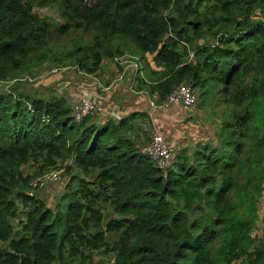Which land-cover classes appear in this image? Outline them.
<instances>
[{
    "label": "trees",
    "instance_id": "16d2710c",
    "mask_svg": "<svg viewBox=\"0 0 264 264\" xmlns=\"http://www.w3.org/2000/svg\"><path fill=\"white\" fill-rule=\"evenodd\" d=\"M51 5L63 24L35 11ZM125 57L158 106L192 86L215 139L162 170L140 152L148 113L78 122L60 89L24 91L45 65ZM3 85L0 264H264V0H0ZM60 169L52 207L32 182Z\"/></svg>",
    "mask_w": 264,
    "mask_h": 264
},
{
    "label": "crops",
    "instance_id": "0c3cea01",
    "mask_svg": "<svg viewBox=\"0 0 264 264\" xmlns=\"http://www.w3.org/2000/svg\"><path fill=\"white\" fill-rule=\"evenodd\" d=\"M125 63L126 61L124 63L121 61L118 64L116 62L105 61L101 72L95 77L86 75L78 71V69H76L77 71H70V68H67L52 79H55L57 86L61 85L59 88L60 94L69 100L71 106L81 97L86 96L91 101L101 105V107H112L114 110L119 111L123 117L137 112H144L150 115L154 124L155 119H158L169 127L171 120H181L179 111H183V109L180 105L172 106L166 110L151 108L150 102L153 100L150 96L146 92H138L135 89V80L138 74L137 63L133 61L131 66H126ZM150 63L154 67L153 57ZM127 68H130V70L127 71ZM51 82L53 81L51 80ZM171 115H175V118H172ZM98 118L101 123H104L108 119L106 116ZM158 133L163 136L165 135V132ZM167 140L169 141V139ZM169 142L176 146L174 142ZM260 219V224L263 225L259 224V230L256 232L258 236L262 235L264 229V203L263 208L262 204L260 205ZM259 232L261 233L259 234Z\"/></svg>",
    "mask_w": 264,
    "mask_h": 264
},
{
    "label": "rangeland",
    "instance_id": "374dc122",
    "mask_svg": "<svg viewBox=\"0 0 264 264\" xmlns=\"http://www.w3.org/2000/svg\"><path fill=\"white\" fill-rule=\"evenodd\" d=\"M35 11L41 16L56 24H63L64 20L61 18L59 10L56 6H46L43 8H37ZM64 43H70L69 38L62 39ZM126 66H131L132 62L135 61L130 57L126 58ZM118 64V63H117ZM56 69L51 65H45L42 67L41 72L38 75L30 76L32 82H27L26 88L24 91L29 92V94H38V95H48L51 92V89H59L55 79L53 77L58 76L64 70L55 73ZM77 71L76 68H70V71ZM130 68H127L129 71ZM56 75V76H55ZM29 77V78H30ZM51 80L53 82H51ZM8 85L0 86V90L3 91ZM198 96V95H197ZM164 111V110H161ZM174 114V113H172ZM181 120L170 122V127L167 126L164 122L155 119V124L153 123L152 137L154 134L161 132L164 133L165 137L172 141L176 145V149L180 152L186 147H192L198 142H209L213 141L216 136V123L212 122V118L209 117V112L200 108V100L196 110L192 113H186L184 110L179 111ZM172 118H175V115H171ZM156 125V126H155ZM158 128V129H157ZM164 131V132H163ZM63 168V167H62ZM62 170V169H60ZM33 169L31 165L24 167L25 174H33ZM71 177L62 172L59 176V179L56 182H53L49 186H45L43 190L36 191L42 200H44L48 205L54 207L58 198V195L63 191L66 184L70 181ZM263 198H262V208H263ZM263 225V224H260ZM261 232H259L260 234Z\"/></svg>",
    "mask_w": 264,
    "mask_h": 264
},
{
    "label": "built area",
    "instance_id": "2783aa9c",
    "mask_svg": "<svg viewBox=\"0 0 264 264\" xmlns=\"http://www.w3.org/2000/svg\"><path fill=\"white\" fill-rule=\"evenodd\" d=\"M127 57L116 60L117 63L126 60ZM149 60L151 56L148 55ZM61 70L56 69L54 72L58 73ZM30 82L33 80L30 79ZM109 90V89H108ZM198 104V97L192 86L181 85L179 86L168 98L167 102L158 106L154 101L150 102L152 109H169L172 106L180 105L186 113H192L196 110ZM112 107H101L98 103L91 101L88 97L83 96L72 105L73 117L76 121L80 122L89 117L106 116L107 120L112 119L115 122H120L125 117L114 110ZM140 152L153 160L155 165L166 170L172 166L179 151L171 142L167 140L160 133L153 135L149 144L140 148ZM64 169L48 173L33 180L32 185L34 188L43 189L59 179L60 174Z\"/></svg>",
    "mask_w": 264,
    "mask_h": 264
},
{
    "label": "water",
    "instance_id": "95a60500",
    "mask_svg": "<svg viewBox=\"0 0 264 264\" xmlns=\"http://www.w3.org/2000/svg\"><path fill=\"white\" fill-rule=\"evenodd\" d=\"M60 87H61V85L58 86V88H60Z\"/></svg>",
    "mask_w": 264,
    "mask_h": 264
},
{
    "label": "clouds",
    "instance_id": "9594fccd",
    "mask_svg": "<svg viewBox=\"0 0 264 264\" xmlns=\"http://www.w3.org/2000/svg\"><path fill=\"white\" fill-rule=\"evenodd\" d=\"M117 63V62H116Z\"/></svg>",
    "mask_w": 264,
    "mask_h": 264
}]
</instances>
